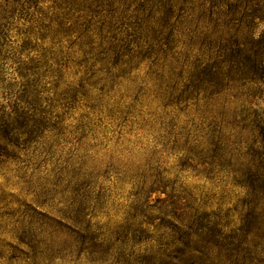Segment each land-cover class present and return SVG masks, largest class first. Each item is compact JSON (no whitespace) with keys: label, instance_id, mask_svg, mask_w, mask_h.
<instances>
[{"label":"rangeland","instance_id":"rangeland-1","mask_svg":"<svg viewBox=\"0 0 264 264\" xmlns=\"http://www.w3.org/2000/svg\"><path fill=\"white\" fill-rule=\"evenodd\" d=\"M257 1H200L196 4L202 9L176 16L179 23L168 44L172 71L166 95L173 104L182 97L176 107L166 108L165 120H159L163 113L157 108L153 121L145 123L143 112L120 128L105 111H96L77 145L71 134L86 113L81 101L63 114L56 130L45 132L50 156H15L19 160L0 164V264H22L10 260L18 254L7 246L23 250L25 234L33 233L27 225L30 218L22 215L23 205L32 201L24 177L38 172L41 178L53 176L63 163L78 159L85 181L92 183L90 197L97 198L86 214L95 217L90 220L102 227L105 238L119 230L122 246L111 250L108 264H134V257L152 244L150 237H157L152 225L171 211L163 210L162 200L183 209L185 227L198 235L183 248V264H264V149L258 138L264 124V43L253 49L260 55L253 65L215 60L233 38L244 43L264 37V0ZM251 10H258L259 19L249 23L244 15ZM5 52L0 50V104L5 88L18 81L13 61L3 59ZM175 53L179 55L172 56ZM199 70L204 72L198 80H208L200 86L194 77ZM74 72L63 71L58 93L74 88L79 79ZM144 73L141 67L139 76ZM129 88L121 86L122 92ZM44 89L48 92L41 96L51 97V88ZM146 105L143 102L141 112ZM152 188L164 191L150 193ZM63 240L69 238L58 234L56 242ZM134 242L138 245L133 248ZM117 254L124 256L117 259ZM53 264L71 263L56 254Z\"/></svg>","mask_w":264,"mask_h":264},{"label":"trees","instance_id":"trees-1","mask_svg":"<svg viewBox=\"0 0 264 264\" xmlns=\"http://www.w3.org/2000/svg\"><path fill=\"white\" fill-rule=\"evenodd\" d=\"M200 1L219 3V0H0V50L7 51L3 59L13 61L18 79L5 88L6 94L1 98L0 164L7 159L19 160L15 156H50L45 132L51 134L56 130L62 124L63 114L81 101L86 113L71 134L77 145L89 130L96 111H105L120 128L143 112L147 116L145 123L153 121L157 108L163 113V117L158 114L159 120H165L166 108L176 107L182 97L178 96L173 104L166 95L172 71L167 60L172 51L168 44L172 43L170 38L179 23L176 16L194 8L202 9L196 4ZM256 1L243 0L248 4ZM256 4L258 1L253 5ZM257 12L248 11L244 20L252 23L259 19ZM263 43L264 37L244 43L233 38L218 51L223 53L215 60L230 58L244 67L253 65L260 57L253 49ZM175 55L179 54L172 56ZM141 67L145 71L143 77L139 76ZM66 69L79 74V79L69 92L58 93ZM202 72L199 70L194 76L199 86L208 82L205 76L198 80ZM218 75L212 73L211 77ZM123 83L130 86L127 92L121 90ZM44 85L51 88V97L41 96L48 92ZM143 102L147 105L141 112ZM258 131L264 149V124ZM62 166L50 176L51 180L49 176L41 178L39 172L24 180L21 177L25 193L32 197L30 205H23L22 215L30 218L27 225L33 233L25 234L24 242L21 241L23 250L8 244L18 254L10 260L53 264L55 255L63 254V259L71 264H108L111 250L122 246L118 242L119 230L105 238L100 232L102 227L90 220L95 217L91 212L86 214L90 202L97 198L90 197L92 183L85 181L80 159ZM246 187L253 190L251 184ZM35 188L39 191L33 192ZM161 189L152 188L150 193H163L160 191L164 188ZM262 197L264 202V188ZM165 202L160 201L163 210L170 207L171 211L163 212L160 223L152 225L157 237H150L152 244L134 257V264H183V248L190 238L198 237L185 227L183 209L173 203L167 206ZM56 205L59 208H54ZM58 234H65L69 240L57 243ZM118 243L121 246L117 247ZM136 245L138 242H134L133 248ZM117 256L119 259L124 255Z\"/></svg>","mask_w":264,"mask_h":264}]
</instances>
